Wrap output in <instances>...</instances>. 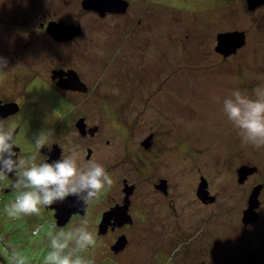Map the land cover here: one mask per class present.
<instances>
[{
    "label": "rangeland",
    "instance_id": "obj_1",
    "mask_svg": "<svg viewBox=\"0 0 264 264\" xmlns=\"http://www.w3.org/2000/svg\"><path fill=\"white\" fill-rule=\"evenodd\" d=\"M42 1H46L47 10L51 11L54 5ZM127 1L125 12L107 11L102 15L87 10L82 0H78L79 13L68 22L80 24L83 33L71 42L76 44L72 48L77 52L68 50L62 59L71 61L92 87L91 93L77 97L76 103L89 101V121L101 127L93 142L98 157L95 160L102 162L99 158L107 139L113 147L124 142L123 146H137L139 151L143 150L139 141L154 132L156 144L150 152L135 157L133 151L132 156L144 166L135 174L140 187L151 189L160 176H168L174 210L167 206L170 199L159 194L157 211L153 212L155 197L152 205H140L137 209L155 213L159 220L156 240L135 239L129 250L116 260L98 257L88 249L79 255L94 264L197 261V255L188 254L194 251L192 247L197 240L204 246V236L181 237V231L194 235L197 230L207 232L222 226V244L217 241V248H209L204 258L212 257L209 252L215 249L222 251L218 264H236L238 259L246 264L249 253L253 252L264 260V146L257 148L244 142L239 129L223 111V99L233 91L238 90L253 100L258 98V91L264 92V4L251 9L248 0ZM35 4L42 6L40 0ZM42 13L38 17L34 15L31 21L37 23ZM19 25L11 23L9 27L13 30L23 27ZM229 31L243 32L245 42L227 56L217 51L216 46L218 34ZM5 75L0 72V77L3 76L0 95L19 97L24 107H28L32 101L28 89H22L16 80L10 83ZM3 78L8 79L2 84ZM47 109V115L39 121L38 117L28 119L22 113L14 119L41 123L45 125L42 129L51 133L55 129L51 126L59 125L63 135L74 139L69 125L75 124L82 111L52 106ZM111 154L118 163L114 172L117 179L123 170L122 154L116 155L112 150ZM144 156L148 158L145 160ZM243 164L257 166L246 182L238 180V169ZM201 177L206 179L207 189L216 195V202L204 203L198 197ZM260 184V217L247 234L253 236L251 241L255 245L239 255L243 248L233 247V227L238 219H243V209L249 206L254 187ZM0 196L4 198L0 201V239L5 236L13 255L22 258L24 264H45V257L51 251V236L70 230L56 229L41 211L38 215L11 217L5 208L13 201V194L0 191ZM27 217L30 223L25 221ZM184 254L188 255L185 259Z\"/></svg>",
    "mask_w": 264,
    "mask_h": 264
},
{
    "label": "flooded vegetation",
    "instance_id": "obj_2",
    "mask_svg": "<svg viewBox=\"0 0 264 264\" xmlns=\"http://www.w3.org/2000/svg\"><path fill=\"white\" fill-rule=\"evenodd\" d=\"M37 1L38 0H0V57L5 58L7 61V67L4 68L1 73L9 77V79H5L10 80V83H14L15 81L13 80H16L17 83L19 82V84L22 85V89H28L27 93L30 94V98L32 99L28 107L25 108L23 100L19 97L15 98L11 94L7 96L0 95V127L5 131H14L15 148L13 150L17 152L18 159L32 158L31 163L39 164L46 159H48L47 162L51 163L57 159L73 158L78 168L82 169L86 167L88 161L98 158L96 157L97 150L93 146V142L95 137L99 135L101 127L89 121L87 112L89 108L87 104H90L89 101L81 105L76 103L77 97H84L91 93V84L71 61L72 65L69 64L70 62L68 63L62 59L63 53L68 52V50H70V52H77L76 49L72 48L75 47L76 44H71V42L77 40L83 33L80 24L75 21L73 22V20L68 22L69 18L72 19L79 13L78 0H48L51 5H54L49 12L47 10L48 6L46 5V1L40 0V4H42L41 7L40 5L36 6L35 2ZM83 1L84 0H82V3ZM72 2H74L73 9L71 6ZM40 12H43L41 18H38L39 21H37V23H33L31 20L34 18V15L38 17V13ZM109 14L118 13L110 12ZM11 23L16 26L20 24L23 25V27H17L16 30H13V27H9ZM64 26H74V28L76 26L80 29L77 30L73 28L66 33L69 36H61L59 38L58 35L60 34L58 33L66 30L63 28ZM48 68H50V70H48ZM10 71H12L13 74H11ZM74 77L80 80L81 83H73L72 80ZM5 79H2V84ZM11 88L14 89L15 85L12 84ZM62 98H64V100L66 99L65 101L67 102L61 100ZM58 99L61 100V103H58ZM9 103L17 104L18 109L16 112L3 116L6 111V108L4 109L3 106ZM50 106L55 108L68 107L70 111H82L80 115H78L75 124L69 125V132L73 134L71 137L74 139H68L66 136L68 134H62V126H51L55 127L51 133V130L42 129L45 125L41 123L29 124L20 122L19 120L15 121L14 119L15 115L22 113L28 119L31 118V116L38 117L37 120L39 121L41 119L40 117L47 115L49 109L46 110V108H50ZM62 116L65 117L64 114H62ZM41 132H44L47 136V140L45 145L38 150L33 141ZM154 137L155 133L150 132L145 136V139L140 140L139 143L143 150L141 149L139 151L137 146L136 148L128 145V148L123 146L124 142L122 145H118L117 148L114 146V148L110 140L107 139L106 145L101 152L102 158H99L102 162L99 164L103 165L106 172L113 180V185H117V187L112 189V186L108 187L106 185L105 188L101 190L98 199L87 203L77 201L74 196H68L63 202L54 203L50 207H41L40 211L43 212L42 214L55 225L56 229H61V227H63L68 228L70 231L80 227L83 221L87 220L88 230L96 236L95 245L87 249L98 257L116 260L117 257H121L129 250L133 240H151L153 238L156 240L158 236L157 227L159 220L155 216V213L151 214V211L142 212V208H140V211L137 209L140 205L147 207L154 203L155 210L153 212H155L157 211L159 194L163 197H168V199L172 198L170 197L171 185L169 178L168 176H160L153 183L151 181L153 189L149 187H140L139 177H137L136 174H138L144 166L140 164L139 160L132 156L134 150L136 152L135 157L142 152H150L156 144ZM111 150L113 153H116V155L122 154V160L120 161L123 165V170L121 176L119 178L117 177V179L114 172L118 163L112 160ZM146 158L148 157L144 156L145 160ZM96 160L98 163L99 160ZM147 167L149 168V166ZM152 169L156 168L152 167ZM154 172H156V170ZM167 172L168 171L165 173ZM152 175L154 174L152 173ZM8 176L7 179L0 181V191L1 193L8 192L13 194L14 199L12 202H14L16 194L11 184L15 181L16 175L9 173ZM248 178L246 180H248ZM246 180L244 182H246ZM208 193L209 196H213V199L210 200V197L208 200L201 199L202 202H216V195L211 193L210 190H208ZM153 197H155V202L153 201L152 203ZM3 199L4 198L0 196L1 202L4 201ZM259 201V206L256 209L258 213L257 219L248 223L244 222L243 219H238L237 224L233 227V247L235 245V248L237 246H242L243 248L240 249L238 253L236 252L237 254L246 248L248 252L249 248L255 245V242L251 241L253 236L249 237L247 234L252 230V227L257 223L260 217L259 207L262 200L259 198ZM166 202L169 208L173 206V199ZM244 210L245 208L243 211ZM25 221L30 223L28 217ZM61 222H64V224H59ZM171 225H173V221H171ZM147 226L149 227L147 228ZM202 226L203 225H200V227ZM218 227L219 228L207 232L202 229L197 230V233L194 235L193 233L188 234L186 231H181V237H187L188 235L190 237H197L202 234L201 236H204L205 239L203 241L206 245L204 244V246H202L197 240L192 247L194 251L188 255H197L198 260L192 261L188 259L180 262L177 260L175 264H218L217 259L220 257L222 251H215V249L217 248V241L219 243L222 242V226ZM121 240H124L125 243L121 248L116 250L117 243ZM0 243L4 246V241L2 242L1 240ZM5 246L9 248L8 245ZM186 246H190V244ZM209 248H215L213 251L209 252L212 257L204 258ZM186 255L184 254L183 259H185ZM263 261L264 260H262L258 254L253 252L249 253V259L245 260V263L264 264ZM243 262L244 261L240 259H238V261L236 260V264H244ZM127 264H130V261Z\"/></svg>",
    "mask_w": 264,
    "mask_h": 264
},
{
    "label": "clouds",
    "instance_id": "obj_3",
    "mask_svg": "<svg viewBox=\"0 0 264 264\" xmlns=\"http://www.w3.org/2000/svg\"><path fill=\"white\" fill-rule=\"evenodd\" d=\"M7 67L5 58L0 57V72ZM223 111L228 119L239 129L242 140L259 148L264 146V92L258 91L253 100L233 91L223 99ZM47 140L44 132L38 134L33 143L39 150ZM14 131L0 127V181L7 179L9 173L16 179L11 184L16 199L5 208L11 217L19 214H40L41 207H50L63 202L68 196L87 203L99 198L102 189L111 187L113 180L103 165L88 161L86 167L79 169L75 159L62 158L39 164L31 163L32 158L18 159L13 149ZM88 221L72 231L63 230L51 236L50 248L45 264H94L85 260L79 252L96 243V236L87 228ZM13 264H24L22 258L13 256Z\"/></svg>",
    "mask_w": 264,
    "mask_h": 264
},
{
    "label": "water",
    "instance_id": "obj_4",
    "mask_svg": "<svg viewBox=\"0 0 264 264\" xmlns=\"http://www.w3.org/2000/svg\"><path fill=\"white\" fill-rule=\"evenodd\" d=\"M83 6L86 9H91L100 12L102 15H104L107 11L108 12H125L127 7H128V1L127 0H84L83 1ZM249 7L251 9H254L256 6L260 4H264V0H248ZM64 30L63 32H59L58 37L60 38L61 36L66 37L69 36L66 33L69 30H72L74 26L72 27H63ZM74 29L79 30L80 28L76 27ZM62 33V34H61ZM80 33V31H79ZM245 42V34L241 31H229V32H221L217 36V46L216 50L219 51L220 53H223L224 55H230L238 49V47L242 46ZM73 83H81L80 80L74 77L72 80ZM4 109L6 108L5 113L3 114H10L13 112L17 111V104L15 103H9L6 106H3ZM8 108V109H7ZM257 170V166H250L247 164H243L239 169V181L243 182L249 174H252ZM262 185H257L254 187V190L249 198V206L244 210V216L243 220L244 222H252L258 217V213L256 211L257 207L259 206V199H258V194L259 191L261 190ZM197 195L200 199L206 200L210 197V200L213 199V196H209L208 190H207V181L204 177H201V181L199 183V187L197 190ZM70 215V214H69ZM59 224H64V222H61ZM4 241L5 245H8L9 252L11 253V258H13V253L10 248V245L5 241V236L0 239V241ZM125 243L124 240L118 241L116 250L118 248H121L123 244ZM13 262V259H12ZM0 264H9L8 260L3 256V254L0 252ZM13 264V263H12Z\"/></svg>",
    "mask_w": 264,
    "mask_h": 264
},
{
    "label": "trees",
    "instance_id": "obj_5",
    "mask_svg": "<svg viewBox=\"0 0 264 264\" xmlns=\"http://www.w3.org/2000/svg\"><path fill=\"white\" fill-rule=\"evenodd\" d=\"M0 252L3 254V256L8 260L9 264H12V258H11V254L9 252V250L7 249V247L2 245V243H0Z\"/></svg>",
    "mask_w": 264,
    "mask_h": 264
}]
</instances>
